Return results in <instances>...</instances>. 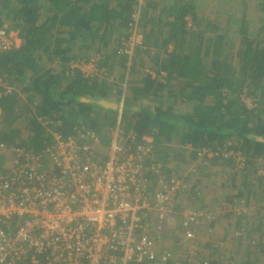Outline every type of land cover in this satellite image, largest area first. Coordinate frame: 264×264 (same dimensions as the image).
<instances>
[{
	"label": "trees",
	"instance_id": "obj_1",
	"mask_svg": "<svg viewBox=\"0 0 264 264\" xmlns=\"http://www.w3.org/2000/svg\"><path fill=\"white\" fill-rule=\"evenodd\" d=\"M173 1V21L149 22L148 13L140 12L137 31L143 43L128 57L122 50L138 0H0V29L18 31L22 41L18 48L0 49V144L6 147L0 149V176L11 168L9 150L43 154L54 145L55 134L81 143H90L89 134L98 136L101 142L93 151L105 161L119 107L100 102H122L125 133L117 142L134 149L151 132V156L144 162L148 175L157 166L187 187L184 195H173L175 216L181 220L187 211L203 213L200 225L211 215L207 227L220 225L227 240L221 243H234V248L219 245L212 233L201 246L209 253L199 255L209 264H264V205L248 210L257 187L260 200L255 202L264 203V141L258 139L264 140V0ZM187 15L197 30L187 27ZM160 25L164 32L157 39ZM170 43L172 51L166 49ZM147 46L162 51L151 54ZM93 59L95 72L87 78L68 65ZM152 72L166 74L152 78ZM244 90L254 107L246 104ZM211 150L216 155H202V169L189 172L196 153ZM223 159L234 168L240 165L236 171L244 174L219 171ZM227 185L236 188L223 195L232 209L213 214L208 190ZM185 196L187 201L179 203ZM162 223L167 230V221L153 219L144 235H160L155 227ZM166 243L153 260L139 264H159L164 250L174 253ZM180 243L178 238L174 245L179 249ZM189 250L184 257L190 258Z\"/></svg>",
	"mask_w": 264,
	"mask_h": 264
},
{
	"label": "built area",
	"instance_id": "obj_2",
	"mask_svg": "<svg viewBox=\"0 0 264 264\" xmlns=\"http://www.w3.org/2000/svg\"><path fill=\"white\" fill-rule=\"evenodd\" d=\"M139 20L138 8L131 16V35L122 50L128 57L143 43L137 31ZM187 24L195 28L189 20ZM12 48L15 42L10 33L0 29V49ZM68 65L85 78L93 76L96 68L94 59ZM122 112L123 104L111 130L113 144L105 161L94 154L93 146L101 142L94 134L86 139L90 143L55 134L54 145L43 154L25 148L9 150L11 168L0 176V264H139L153 260L166 242L160 239L165 224L155 227L160 231L156 237L148 238L144 231L153 219L169 222L175 217L173 195L176 191L184 195L187 187L176 177L167 178L157 166L148 175L144 162L151 156L153 142L143 138L134 149L117 142L125 133ZM0 149L6 150L5 145L0 144ZM203 217V213L187 211L178 225L190 258H200L195 264L210 262L199 255L203 245L193 227ZM161 254L159 264H186L190 259H179L167 250Z\"/></svg>",
	"mask_w": 264,
	"mask_h": 264
},
{
	"label": "rangeland",
	"instance_id": "obj_3",
	"mask_svg": "<svg viewBox=\"0 0 264 264\" xmlns=\"http://www.w3.org/2000/svg\"><path fill=\"white\" fill-rule=\"evenodd\" d=\"M200 1H202V0H200ZM140 2V1H139ZM198 3H200V2H198ZM206 11V10H205ZM212 18V17H211ZM210 18V19H211ZM189 21H190V23H192V20H191V18H189L188 19ZM8 25L9 24H6V27H8ZM195 26V25H194ZM196 27V26H195ZM196 30H197V27H196ZM18 31H15V30H11V32H10V35H11V37H12V40L15 42V48H18L19 46H20V44L22 43V41H21V39L18 37ZM206 36H210L209 35V33H207L206 35H204V39H205V37ZM136 50V48L135 49H133V52ZM56 66V65H55ZM109 76V78H112L113 76L112 75H108ZM246 93V90H244L243 91V96L242 97H244V100H245V102H246V104L249 106V107H254V102H253V100L251 99V98H249L248 96H245V95H247V94H245ZM116 103V102H115ZM253 103V104H252ZM121 104H122V102H118L117 103V105H118V107H121ZM228 144H230V143H228ZM202 153V152H201ZM210 154L209 155H207V154H201V155H205L206 156V158L207 159H212L213 158V156H215L216 155V152H214V151H210L209 152ZM197 155L199 154V153H196ZM200 155V154H199ZM229 156V155H228ZM238 160V157H237V159H236V161ZM223 161V162H222ZM221 161V166H218V170L219 171H223V172H227V174H228V176H230V175H232L233 173H238L236 170H241L240 168H239V165L237 166V168H236V166H235V168H234V166H232V163H228L226 160H222ZM206 162L202 159V157H198V159L195 161V163L188 169L189 170V172H197L196 170H198V171H200L201 169H202V167H203V165L205 164ZM262 163H260V164H258V166H262L261 165ZM181 170H183V169H181ZM184 171V170H183ZM214 170H212V172H213ZM218 172V171H217ZM214 174H216V172H213ZM239 174V176L240 175H242V174H244V173H241V172H239L238 173ZM223 175V174H222ZM228 176H227V178H228ZM257 176H259V175H257ZM223 177H224V175L223 176H221V177H217V182L219 183V181H221L222 179H223ZM214 178V177H213ZM227 178H225V179H227ZM258 180V178L256 177V180L254 181L255 183H256V181ZM258 182V181H257ZM255 185V184H254ZM216 187H218V186H216ZM230 190L231 188H229L228 187V185L227 186H225V187H223V189H218V188H210L209 190H208V194H209V196H208V198L210 199L209 200V203H210V207H211V210L213 211V214H214V212H216V213H219V215H221V212H222V210H224L225 212H227L228 211V209L226 210V208H229L228 206H226L225 204H224V199H225V197L226 196H223L224 195V193L226 192V190ZM257 192H258V194L255 196V197H252L251 198V200H250V206L249 207H251V208H248V210L249 211H253V210H255L258 206H261V205H264V203H260L259 201L258 202H255V200L256 199H259L260 200V197H259V191H260V189L257 187ZM234 192H236V190H233V193ZM220 194V195H219ZM245 209V208H244ZM240 210V209H239ZM245 210H247V209H245ZM213 214H212V216H213ZM172 221V222H171ZM171 221L168 223V225H170L168 228H166L167 230H164V235H166L168 232H173V235H167L168 237V240H167V243L166 244H169L170 245V248H172V250H173V252L175 253V255H176V257L177 258H179V259H184L183 257H184V255H185V253H184V250L185 249H187V247L185 246V245H183V241L180 239L182 236H181V232H180V229H178V227H177V225L179 224V222H180V218H179V216H175L174 218H172L171 219ZM209 221V223H203V224H200V225H198L197 227H195V230L198 232V234H199V236L197 237V239H198V241H205V240H207L208 239V237L213 233V231H215V229L217 228V225H213V229H211V228H209V226L207 227V225H210L212 222L210 221V220H208ZM174 222L177 224H174ZM233 226V225H232ZM232 229H229V231H230V233H231V235H234L235 234V232H234V229H235V227H231ZM176 230H178L179 231V233H178V231H176ZM174 233H176V234H174ZM176 235H177V237H176ZM213 237H214V234H213ZM178 238H179V240L181 241V243H180V245H182V246H180V248L178 249L174 244L177 242V240H178ZM201 244L203 245V242H201ZM224 244H227V247H230V248H234V243L232 244L231 242L229 243H224ZM220 245V244H219ZM229 245V246H228ZM201 246V245H200ZM223 247H226V246H223ZM222 247V248H223ZM199 249H200V247H199ZM201 249H203V248H201ZM244 249H245V244L244 243H242L241 244V247H240V251H244ZM200 252V251H199ZM205 253L206 254H208L209 252L208 251H205ZM201 255H202V250H201ZM243 256V252L242 253H240V257H242ZM240 257H238V255H236V257L235 258H237V259H239ZM195 257L193 258V259H189V261H188V264H195L194 262H200V258L198 259V258H196L195 260Z\"/></svg>",
	"mask_w": 264,
	"mask_h": 264
},
{
	"label": "crops",
	"instance_id": "obj_4",
	"mask_svg": "<svg viewBox=\"0 0 264 264\" xmlns=\"http://www.w3.org/2000/svg\"><path fill=\"white\" fill-rule=\"evenodd\" d=\"M187 1V0H186ZM173 3H174V1L173 0H140V2H139V5H138V7L137 8H139V10H140V12H147L148 13V19H149V22H162V23H164V21L165 22H170V21H173L174 20V14H173V10H169L172 6H173ZM168 4H170V5H168ZM140 7H141V9H140ZM168 10H167V9ZM166 9V10H165ZM172 9V8H171ZM165 10V11H164ZM162 11H164V12H162ZM167 11V12H166ZM167 13V15H163L164 13ZM189 18H192L190 15H187L186 17H185V21H186V24L188 23V19ZM160 28H159V30H158V32L156 33V35H157V39H159L161 36H162V33L164 32V27H163V25H160L159 26ZM187 27H188V24H187ZM157 28V27H156ZM160 29H161V31H160ZM156 43L157 44H159L160 42L157 40L156 41ZM148 47V50H150L149 51V53L151 52V54H154L155 52H160V51H162V50H160V49H157V48H155V47H149V46H147ZM146 48V47H145ZM174 48V46H173V44L172 43H170V44H168L167 46H166V49L167 50H169V51H172V49ZM165 49V50H166ZM130 64V63H129ZM56 65V66H55ZM53 66L56 68V69H59V66H58V64H56V63H54L53 64ZM166 74V73H165ZM164 73H160V74H157V73H154V72H152V78H154V77H156V78H161V76L162 75H165ZM126 86V85H125ZM112 103H114V102H112ZM0 114H1V112H0ZM114 129V128H113ZM145 139H147V140H149V141H151V142H153V134L151 133V132H149V135H146L145 137H144ZM231 189L230 190H236V188H232V187H230ZM231 193H233V192H231ZM187 196V195H186ZM186 196L185 197H180V200H179V203H183V200H186ZM187 201V200H186ZM228 209V211L227 212H229L230 211V209H232L231 207H229V208H226V210ZM223 212V213H222ZM222 212H221V215H223L224 214V210H222ZM226 213V212H225ZM214 214H218V213H216V212H214ZM170 222V221H169ZM169 222H167V224L169 223ZM172 222V221H171ZM174 224H176L175 222H174ZM178 224V223H177ZM176 224V225H177ZM179 225V224H178ZM177 225V227L179 228V226ZM170 225H167L166 226V228H168ZM169 229V228H168ZM213 234H214V239L215 240H213L214 242H217V243H219V244H224V243H221V241H225L226 239H223V237H224V235H225V230L224 229H222L221 227H220V225L219 226H217V228H216V231H213ZM167 235H173V232L171 231V232H168L167 234H166V236ZM168 237V236H167ZM167 237H165V241L167 242V240H168V238ZM227 241V240H226ZM264 241V240H263Z\"/></svg>",
	"mask_w": 264,
	"mask_h": 264
},
{
	"label": "water",
	"instance_id": "obj_5",
	"mask_svg": "<svg viewBox=\"0 0 264 264\" xmlns=\"http://www.w3.org/2000/svg\"><path fill=\"white\" fill-rule=\"evenodd\" d=\"M100 104L102 105V106H105V107H107V108H112V109H117L118 108V105H117V103H110V102H107V101H101L100 102ZM260 141H264V140H262V139H260V138H258Z\"/></svg>",
	"mask_w": 264,
	"mask_h": 264
}]
</instances>
